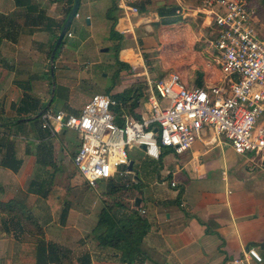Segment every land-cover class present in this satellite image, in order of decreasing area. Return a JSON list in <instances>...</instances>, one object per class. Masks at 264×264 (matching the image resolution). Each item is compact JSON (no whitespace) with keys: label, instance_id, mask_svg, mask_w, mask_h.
<instances>
[{"label":"crops","instance_id":"1","mask_svg":"<svg viewBox=\"0 0 264 264\" xmlns=\"http://www.w3.org/2000/svg\"><path fill=\"white\" fill-rule=\"evenodd\" d=\"M38 2L0 0V24H5L4 33L0 32V50L12 56L13 48L18 47L10 33L13 10L36 9ZM50 25L46 29L52 37ZM4 72L0 68V89L21 87L20 81L11 85L4 80ZM60 99L61 104L53 108H65L63 111L69 113L64 106L67 98L61 94ZM9 107L7 110L6 102L0 101L1 122L10 119ZM27 123L0 125L1 133L6 132L11 142V149L0 145V202L21 206L23 215L39 224L44 237L40 241L16 223L5 226L0 222V264H122L119 254L99 245L96 238L94 227L104 207L100 199L91 210L92 216L81 218L79 208L62 194L75 184L67 175L70 162L56 154L63 149L64 133L52 135L41 128V123L39 127ZM55 137L58 140L54 142ZM209 137L207 134L205 140H197L179 155L170 149L175 159L166 163L162 159L160 166L166 169L169 180L181 183L174 198L151 203L145 192L133 197L134 207L136 198L140 199L150 224L141 244L142 256L134 264H226L241 256L246 246L254 248L264 264V164L254 165L248 160L239 164V159L231 162L224 143L207 145ZM9 149L13 167L2 164ZM140 196L153 207L143 205ZM51 245L59 251L56 260L50 259Z\"/></svg>","mask_w":264,"mask_h":264},{"label":"rangeland","instance_id":"2","mask_svg":"<svg viewBox=\"0 0 264 264\" xmlns=\"http://www.w3.org/2000/svg\"><path fill=\"white\" fill-rule=\"evenodd\" d=\"M73 1L39 0L36 9L32 6L29 10H13L10 33L12 41L17 40L14 44L18 47L13 48L12 56L6 54L3 48L0 50V68L5 71L4 80L11 85L13 81L22 83L21 87L16 89H0V101L2 104L6 102L7 110L10 106V119H16L19 116L26 118L25 114L18 113V106L22 105L26 95L29 101L37 102L40 107L52 98V89L53 102L50 107L61 104L60 95L62 94L67 98L64 106L69 113L77 114L96 93L131 96L126 103L127 106L134 101V93H138L137 106L133 110L139 114H146V107L143 104L146 77L142 74L145 70L151 79L176 73L187 87L198 86V80L201 81V87L210 86L218 83L222 78L220 71L210 60V34L208 30L201 28L199 15L183 18L176 14L179 2L186 7L196 4V0H179V2L177 0H133L138 12L140 5H143L145 12L130 15L128 19L121 21L120 26L117 21L116 31L131 29L126 33L117 31L122 36V46L118 53L114 49L118 41L110 38L112 22L106 18L112 0H80L77 16L72 19L67 30L71 36L64 35L61 43L54 50L51 60L53 42L60 34L59 26L67 18ZM255 1L264 5V0ZM116 6L117 10L113 14L119 20L124 17V13L118 7V0H116ZM169 9H174L173 15L164 13ZM262 15L264 17V13ZM40 16L41 19L38 18ZM34 19L36 22L30 24L34 22ZM47 24H51L50 27L53 28L51 29L54 33L52 37L46 29ZM4 30L5 24L1 23L0 32L4 33ZM105 48L107 51L103 50ZM117 59L129 64L131 68L121 70ZM126 110L128 111V108ZM1 111L4 112V109ZM37 114L27 124L39 127L41 118L35 117ZM6 137L10 142L9 136L6 135ZM53 140L55 142L58 139L55 137ZM4 141L5 139L3 140L0 136V144L5 145ZM212 142L208 141L207 145H211ZM223 142L231 162L239 159V164H246V158L234 154L230 146L224 140ZM78 146L75 133L66 131L64 143H62L63 149L56 154L57 156L62 154L66 161L70 162L67 175L73 178L75 184L70 191L64 190L62 194L67 198L70 197L79 208L81 218L90 216L95 202L99 199L103 206L121 203L126 208L132 209L133 197L142 195V192L152 198L148 200L151 203L154 199L161 201L175 197V190L178 188L170 187L166 169L162 170L158 161L143 156L136 147L128 150L129 159L133 161V170L127 177L100 182L94 188H90L72 166V159ZM165 149L168 153L163 157V162L175 159V154L170 153L169 148ZM214 151L218 152V148ZM217 162L220 164L221 159L219 158ZM259 163V159L256 158L254 165ZM127 184L130 185L125 187ZM112 186H117V190L110 194ZM140 198L143 205L153 207L152 204H147V200L142 196ZM4 220L7 223L8 218L0 217L2 224Z\"/></svg>","mask_w":264,"mask_h":264},{"label":"built area","instance_id":"3","mask_svg":"<svg viewBox=\"0 0 264 264\" xmlns=\"http://www.w3.org/2000/svg\"><path fill=\"white\" fill-rule=\"evenodd\" d=\"M200 2L179 6L176 14L199 15L201 28L209 31L210 60L222 75L218 83L187 87L176 73L151 79L145 70L146 114L129 113L103 93L94 94L77 114L51 107L40 114L41 128L52 135L75 133L79 146L73 164L90 188L129 174L132 147L157 161L163 148L179 155L207 134L210 141L224 140L251 163L258 158L264 164V22L251 0ZM118 7L124 13L118 24L139 13L133 0H118ZM169 185L178 188L181 183L171 179ZM145 211L141 208L139 213ZM262 262L249 247L226 264Z\"/></svg>","mask_w":264,"mask_h":264},{"label":"trees","instance_id":"4","mask_svg":"<svg viewBox=\"0 0 264 264\" xmlns=\"http://www.w3.org/2000/svg\"><path fill=\"white\" fill-rule=\"evenodd\" d=\"M200 0H196V4L194 6L200 5ZM252 5L256 7L258 16L261 18V20L264 22V5L258 4L255 0H251ZM70 10V9H69ZM68 10V12H69ZM117 10L116 6V0H112V5L110 9L107 11L106 18L111 20V28H110V38H114L117 40V44L114 46L115 52L118 53L119 48L122 46V36L116 31L115 25L118 21V18L113 14ZM145 8L143 5L139 6V13H144ZM168 12V14H174V9H169L164 11ZM166 15V14H165ZM66 21V18L62 21V24L59 26V31H61L64 23ZM69 29V28H68ZM68 31L66 32V34ZM57 37H55V41L53 42L52 49L54 47V44L57 40ZM121 42V43H120ZM51 49V50H52ZM120 65L121 70H129L131 66L127 63L121 62L117 59ZM198 87H201V81L198 80L197 82ZM50 92V91H49ZM118 102L124 105V107L128 108L129 113H133V108L137 106V100H138V93H134V101L131 102L128 106L126 103L131 99L130 97H127L122 94H117L113 96ZM26 99L23 100L22 98V105H19L18 113L20 115L25 114L26 118H23L22 116L17 117L16 119H7L4 122L0 121V125H3L4 127L9 124L11 121L15 122L16 125L21 126L22 124L30 121L32 117L39 112V110L43 109L47 103H44L40 107L37 102L29 101L28 96H25ZM53 102V99H52ZM31 113V114H30ZM138 117V116H137ZM3 123V124H1ZM1 138L5 141V147H10L11 149V142L8 141L6 137V133L0 134ZM3 143V142H1ZM9 149V153L3 157L2 164L6 167H13L12 163V156ZM171 152V150H169ZM168 153V150L165 148L162 149L161 156L159 160H157L159 163H161L163 157ZM13 169V168H11ZM130 174V173H129ZM129 174H127L125 177H127ZM124 177V176H123ZM124 177V178H125ZM117 178V179H121ZM110 179L111 180H114ZM109 181V180H108ZM130 184L125 185V187H128ZM132 186V185H131ZM117 186H112L111 191L109 192L112 194V191L117 190ZM141 209L140 205L137 207H133L132 209L126 208L121 203H112L110 205H105L101 212L98 215V220L94 227V232L96 235V238L99 242V245L103 247H109L114 249L119 254V260L122 264H134L138 262L139 258L142 256V249L141 244L143 241V238L148 233L150 229V224L145 218V214L141 215L139 213V210ZM22 207L18 206L14 202H0V217L5 216L8 218V221L4 220L3 223L5 226H13V223H16L20 225L23 229H25L28 233L31 235L37 237L40 241L43 240V232L39 224L32 219L29 215L25 216L23 215ZM50 251V259L56 260L57 254L59 253L56 246L51 245L49 248ZM54 255V257L52 256Z\"/></svg>","mask_w":264,"mask_h":264},{"label":"water","instance_id":"5","mask_svg":"<svg viewBox=\"0 0 264 264\" xmlns=\"http://www.w3.org/2000/svg\"><path fill=\"white\" fill-rule=\"evenodd\" d=\"M79 4H80V0H74V1H73V5H72V7H71V10H70V12H69V14H68V16H67V18H66V21H65V23H64V25H63V27H62V29H61V31H60V34H59L58 37H57V40H56L55 46H54V48H53V50H52V53H51V60H52L53 55H54V50H55V49L57 48V46L61 43V41H62L64 35L66 34V32H67V30H68V28H69V26H70V24H71L72 19H73L74 17L77 16V10H78ZM87 22H89V18H87ZM103 50H104V51H107V48H105V49H103ZM51 72H52V69H51ZM52 98H53V89H52ZM52 98H51L50 100H48V103L46 104V106H45L43 109H41L35 117L40 116V114H41L46 108H48V107L50 106V103H51V101H52ZM154 131H156V129H154ZM127 170H128L129 172H131V171L133 170V161H132V160L129 161L128 166H127ZM139 203H140V199H139V198H136V200H135V205L138 206ZM248 248H249V246H246V250H247Z\"/></svg>","mask_w":264,"mask_h":264}]
</instances>
